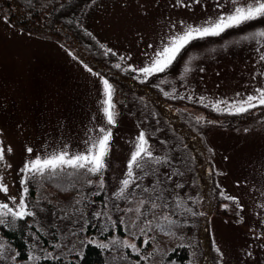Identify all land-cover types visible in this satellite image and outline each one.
<instances>
[{"label": "rangeland", "instance_id": "374dc122", "mask_svg": "<svg viewBox=\"0 0 264 264\" xmlns=\"http://www.w3.org/2000/svg\"><path fill=\"white\" fill-rule=\"evenodd\" d=\"M217 4L223 7L217 8ZM140 5L147 8L146 13ZM231 7L232 0H184L182 5H176L175 0H127V6L125 0H90L82 24L101 43L119 53L131 52L126 62L142 66L166 39L171 25L179 29L180 20L199 24ZM3 17L0 13V140L11 167L0 163V176L9 186V193L0 192V200L11 207L14 202L7 197H19L15 174L25 159L63 145H68L72 153L87 150L85 141L90 143L100 135L101 125L112 128L111 180L120 183L136 137L144 130L143 109L126 91L115 87L117 123L108 125L102 111L100 78L85 69L56 38L21 31ZM261 26L264 19L221 37L196 41L182 51L174 65L151 77L162 93H169L167 97L188 100L180 104L182 108L213 121H203L202 134L209 149H214L211 153L217 180L227 195L237 196L244 205L237 208L235 202L223 201L210 216V232L215 246L223 252V257L217 255L223 264H264V112L254 120L226 126L208 117L206 105L217 98H246L264 86V60L260 59L264 43L239 40L243 32ZM116 57L121 62L120 56ZM189 95L191 100L187 99ZM201 96L205 97L203 104L198 103ZM9 144L11 153L7 152ZM27 146L33 148V153L26 151ZM137 204L124 209L129 213L126 229L131 238L127 239L135 240L139 235L141 242L137 245L141 248L144 235L155 237V230L145 223L132 228L134 222L138 223ZM0 244L4 245L0 264H14L15 250L1 234ZM153 245L154 240L145 257L151 258L148 253L156 249Z\"/></svg>", "mask_w": 264, "mask_h": 264}, {"label": "trees", "instance_id": "16d2710c", "mask_svg": "<svg viewBox=\"0 0 264 264\" xmlns=\"http://www.w3.org/2000/svg\"><path fill=\"white\" fill-rule=\"evenodd\" d=\"M89 1L0 0V13L8 16L12 26L31 34L56 38L76 57L110 78L115 87L126 91L134 103L143 109L144 131L155 157L167 156L169 159L150 161L143 169L146 175L141 176V170L137 169L136 174L140 178L118 195H113L120 183L115 184L111 180L109 154L106 157L107 167L100 173L69 168L67 173L46 176L41 182L30 183L27 199L37 214L22 221L0 225V234L15 250L14 264H137L138 261L140 264H185L187 261L191 264H221L209 220L211 214L218 210L219 203L233 201L219 195L222 187L217 180L212 153L203 138V121L198 122L192 111L180 106L188 100L179 96H165L151 77L142 82L135 79L134 74L113 67L114 62H119L117 57L110 60L105 56V50L99 47L101 42L81 28L82 16ZM260 19L264 18L257 20ZM239 28H229L219 36H209L203 40L221 37ZM206 112L219 124L237 126L261 116L264 107L257 106L241 114L216 112L208 107ZM209 168H212L211 173ZM15 175L16 185L21 191L19 178L22 173L16 170ZM166 175L172 177L171 181L166 179ZM101 178L103 185L99 182ZM87 180L93 182L88 184ZM176 196L183 198L179 207ZM141 200L140 213L143 214L139 213L138 223L134 222L132 228L148 220L151 223L147 227L155 230L156 249L146 260L142 257H145L152 241L144 244L139 253L122 244L125 237L131 238L127 237L129 213L124 207H132ZM152 201L159 207L153 208ZM181 208L184 210L181 211ZM189 208L195 212H206L207 216H193ZM97 212L100 215L97 216ZM166 216H171L175 223L170 224L162 219ZM7 219L12 221L10 214ZM85 236L101 241L108 247L84 240ZM135 241L139 244L141 237L137 235ZM77 249L82 250V256ZM30 253L35 254L32 260L28 259Z\"/></svg>", "mask_w": 264, "mask_h": 264}, {"label": "snow or ice", "instance_id": "6c2138e0", "mask_svg": "<svg viewBox=\"0 0 264 264\" xmlns=\"http://www.w3.org/2000/svg\"><path fill=\"white\" fill-rule=\"evenodd\" d=\"M94 2V0H93ZM176 5H182L184 0H175ZM125 6H127V0H125ZM87 7V5H86ZM143 8L144 12H147V8L143 5H140ZM217 8H222V4H217ZM258 18H264V0H246V2H238V0H232V7L229 11H221L218 16L215 18L208 17L205 21H202L199 24L187 23L184 20H180L178 23L181 25L179 29L176 28V25H171V31L167 34L166 39L162 40L161 43L155 48V51L152 55H149V58L142 66L135 65L131 62H126L125 57H131V52L119 53L117 50L109 47L106 43H100L99 47L104 49V55L109 57L112 60L117 55L120 56L121 62H114L113 67L121 72H127L130 75L134 74L135 79L140 81H148L150 77H153L156 73H161L164 70L168 69L174 61L182 54V51H186L187 47L192 43L203 40L209 36H219L226 29L229 28H239L241 25H246L247 22L256 21ZM3 19L8 21V16H4ZM81 28L84 32L92 36V33L88 29L84 28L81 24ZM21 31H23L21 29ZM93 39H96L94 36ZM240 41L245 40H255L257 43H264V26L257 27L253 30L243 32L239 37ZM148 47H152L151 44ZM70 54L75 56V53L69 49ZM147 55V53H145ZM80 60V63L85 69L90 73L98 76L103 85V108L102 111L108 122V125H115L117 123L116 113L114 111L115 102L113 101V95L115 92V84L111 82L110 78L105 75H102L99 71H95L88 63L81 60L79 57H76ZM189 60L192 59L191 56L188 57ZM261 60H264V55L260 57ZM264 75V73H262ZM159 87V85H157ZM165 96L169 95L168 92L163 93ZM237 97L240 96L239 93L235 94ZM187 99L191 100L192 96H188ZM205 100L204 96H201L198 103L203 104ZM257 106L264 107V86H259L255 89V94L248 93L246 98L232 99V98H217L214 101L210 100L206 105L208 108H212L216 112H226L230 114H241L246 113L250 109H254ZM195 119L199 121H204L205 123H213V121L207 120L204 116H196ZM100 135H98L90 143L85 141L87 144V150L81 151L77 150L75 153L70 152L68 145H63L62 148L56 149L52 148L50 151H46L45 154L41 155L39 152L34 154L31 158L25 159L22 167L19 171L22 173L19 178V183L21 185V191L19 197L16 195H10L7 197L8 200L14 202L13 206H9L8 202L0 200V225H7L9 223H14L17 220H23L25 217L35 216L37 213L29 206L28 195H29V184L41 182L46 176L55 177L58 173H67L68 169L73 170H85L93 174L102 172L103 169L107 167L106 157L108 156L111 148L112 140V128L105 127L103 125L99 126ZM2 131V130H0ZM248 131V129H245ZM13 151L12 146L9 144L7 146V152L11 153ZM28 153H33V148L31 146L26 147ZM209 151H214V149H209ZM164 160L169 159L167 156L155 157L154 152L152 151L149 138L147 137L145 131L141 129L136 137V142L134 149L131 151L130 158L127 160V169L124 174L123 179L120 181V187L117 189V192H114L113 195L123 194L129 185L133 184L135 179L140 177L137 176L136 170H141L140 174L146 175L143 172L144 167L152 160ZM0 163H5L7 167H11L10 163L6 162L5 156V146L3 141L0 140ZM209 173L212 172V168L208 169ZM31 178V179H29ZM166 179L171 181L172 177L166 175ZM92 180H87L88 184H91ZM103 185V178L99 181ZM156 183H163L162 181H156ZM239 183V181L237 182ZM177 185H173L176 187ZM139 187V185H137ZM0 192L9 193V186L4 182L3 176H0ZM164 195V192H161V196ZM219 195L225 197L229 201L236 203L237 208H243L244 205L239 203V198L234 195H227L223 190H220ZM131 199V196L128 197ZM203 199V197H200ZM183 202V198L176 196L177 207H179ZM195 203V199H193ZM143 204V200L139 201L136 207V211L140 212V206ZM223 207H229L228 204L222 205ZM38 207V206H37ZM152 207H159L155 201H152ZM184 209L181 208V211ZM188 211H192L191 208ZM9 214L12 217V221H9L7 218ZM141 215L143 213H140ZM67 215V213H65ZM96 215H100L99 212ZM193 216H207L206 212H195L192 211ZM171 223H175L172 220L171 216L162 217ZM151 221L146 220L145 226L149 225ZM188 223V221H184ZM163 231V229H161ZM143 231V229H141ZM74 235V233H70ZM264 235V233H261ZM117 239V238H114ZM154 237H149L147 234L144 235L143 244L148 245L150 241H153ZM84 240H88L91 243L98 244L100 247H108L101 241L93 240L90 236H85ZM81 247L83 246V241L80 242ZM122 244L125 247L131 248L133 252L139 253L141 248L138 247L135 240H128L126 237L122 240ZM4 247L3 244H0V249ZM59 247V244L57 245ZM80 255H83L81 249H77ZM216 253L223 257V252L220 247H215ZM45 255H52V253H45ZM152 253H148V256H151ZM35 254L30 253L28 256L29 260L34 259ZM56 259L55 256H53ZM142 259H147V257H142ZM137 264H140L138 261ZM221 264L223 261L221 260Z\"/></svg>", "mask_w": 264, "mask_h": 264}]
</instances>
